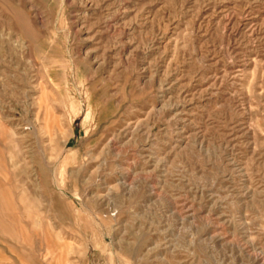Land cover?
Listing matches in <instances>:
<instances>
[{
    "label": "rangeland",
    "instance_id": "rangeland-1",
    "mask_svg": "<svg viewBox=\"0 0 264 264\" xmlns=\"http://www.w3.org/2000/svg\"><path fill=\"white\" fill-rule=\"evenodd\" d=\"M0 125V264H264V0H0Z\"/></svg>",
    "mask_w": 264,
    "mask_h": 264
},
{
    "label": "crops",
    "instance_id": "crops-1",
    "mask_svg": "<svg viewBox=\"0 0 264 264\" xmlns=\"http://www.w3.org/2000/svg\"><path fill=\"white\" fill-rule=\"evenodd\" d=\"M6 134H5V129L3 126L0 125V137H4Z\"/></svg>",
    "mask_w": 264,
    "mask_h": 264
},
{
    "label": "bare ground",
    "instance_id": "bare-ground-1",
    "mask_svg": "<svg viewBox=\"0 0 264 264\" xmlns=\"http://www.w3.org/2000/svg\"><path fill=\"white\" fill-rule=\"evenodd\" d=\"M31 130V129H30ZM39 136L41 135L42 136V134L41 133H43L42 131H41V129H39Z\"/></svg>",
    "mask_w": 264,
    "mask_h": 264
}]
</instances>
